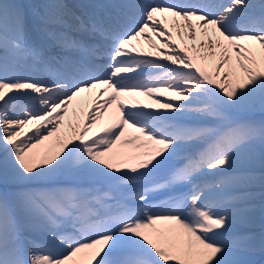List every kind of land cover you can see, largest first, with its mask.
<instances>
[{
    "label": "snow or ice",
    "instance_id": "obj_1",
    "mask_svg": "<svg viewBox=\"0 0 264 264\" xmlns=\"http://www.w3.org/2000/svg\"><path fill=\"white\" fill-rule=\"evenodd\" d=\"M109 7L85 21L59 0L31 16L0 0V264H244L257 237L230 234V205L250 210L243 189L257 177L245 166L264 168V120L248 115L264 112V2ZM144 69L157 74L139 79ZM93 92L65 129L72 102ZM54 136V150L34 151ZM182 150V164L156 175Z\"/></svg>",
    "mask_w": 264,
    "mask_h": 264
},
{
    "label": "bare ground",
    "instance_id": "obj_2",
    "mask_svg": "<svg viewBox=\"0 0 264 264\" xmlns=\"http://www.w3.org/2000/svg\"><path fill=\"white\" fill-rule=\"evenodd\" d=\"M44 1H46V0H11V2H12L11 4L19 3V4L25 5L26 10L29 12V16H31L32 6L33 5H44V4H46V3H44ZM7 2H9V1L5 0V3H7ZM116 2H117V0H64V4L68 6L69 10L75 16H78L82 20H85V21H87L89 15H103L104 13L111 11V8L109 6L111 4L116 3ZM212 2L219 3V2H222V0H212ZM254 2L256 4H260V3L264 2V0H254ZM169 30H171V29H169ZM69 32L71 35H74L78 38V35L74 34L75 32H72L71 29H69ZM153 41L156 42L157 44H159V41L154 40V39H153ZM85 42H87V41H85ZM133 44L136 47L143 49V51H152L148 42L142 38L139 39L138 41H133ZM50 52H51V54L53 52L54 55L60 54L59 49L56 48L55 46H52L50 48ZM134 55H135V53H134ZM148 58L158 60L157 57H148ZM158 62L168 63L169 67H173V65H171L169 62H164V61H159V60H158ZM138 73H139L138 78L144 79L146 76L156 75L157 71L156 70H150V69H144L143 72H140L138 70ZM129 75H136V74H129ZM94 99H95V93L94 92L91 94L84 93L72 102V104L69 106V111H68L67 115L65 116V119L63 122L65 125V129L70 122H75L78 118L79 119L84 118V116L86 115V110L92 105ZM101 99H103V97H101ZM135 99L140 101L141 105L144 103H152V100H150L148 97H145V96L136 97ZM160 99L163 101L164 99H166V97H160ZM22 103H28V102H22ZM29 106H31L33 108V110H35V108L37 107L35 105H29ZM17 110H19V109H17ZM145 111H150V112L156 114L158 112H167L168 110L153 108V109H147ZM259 114L263 115L264 112H262L259 109V107H257L254 110V112L250 113V117L253 118L254 115L258 116ZM173 122L191 123V122H193V117L189 116V115H178V116L173 118ZM107 123H109V114L105 113V115L102 117V119L100 121V125L103 126ZM62 130H64V129H62ZM24 131L27 135H32L34 133L35 129L32 128V130L29 131V129L26 127ZM21 138H23V137H21ZM55 141H56V137L54 136V137L50 138L49 140L45 141L43 144L39 145L37 147V149H35L34 151L39 152V153H44V152L48 151L49 149L54 150ZM181 152L183 154L180 153L181 155L174 156V157L179 156L177 159L182 158L181 159L182 161H180L179 164L183 163V155L185 154L183 150ZM261 174H264V171H261L259 173V176ZM61 177H59V180L61 179ZM60 182L64 183L62 180H60ZM256 182H258V184H260V186H258V187L257 186L246 187L245 189H243V191H246V192L251 194V198L247 202V207H249V209H250L249 211L244 212V213H241L238 211V209L246 206L243 204L236 203V204L230 205V207L233 209V223H232L231 228L229 230V232L231 234H237V233H240L241 231H248V232H250L251 230L255 231V230H259L260 227H261L262 233H264V221L262 223L259 221L261 216L264 220V211L262 210L263 203H264L263 202L264 201V183H262L261 181L259 182V177H258V180H256ZM72 185L77 186L75 184H72ZM161 210H163V207L155 208V211H161ZM243 224H246V225H243ZM252 233H255V232H250L247 234H252ZM50 247L55 251H61L62 250L56 244H50ZM247 256L248 255H243L242 253H240L239 259L249 260V262H251V264H257L260 259H264V255L258 257L257 260H256V257H253V256L247 257Z\"/></svg>",
    "mask_w": 264,
    "mask_h": 264
},
{
    "label": "rangeland",
    "instance_id": "obj_3",
    "mask_svg": "<svg viewBox=\"0 0 264 264\" xmlns=\"http://www.w3.org/2000/svg\"><path fill=\"white\" fill-rule=\"evenodd\" d=\"M52 2H56V0H50V3ZM59 2L63 3L62 0H59ZM171 31V30H170ZM154 40H157L156 37H152ZM173 39L174 41L176 42V44L179 46L180 45V39L178 37H176L175 35V32H173ZM158 41V40H157ZM2 55V53H0ZM163 63V62H162ZM37 106V105H35ZM250 115V114H248ZM252 115V114H251ZM186 123V122H184ZM180 155V154H179ZM179 157V156H178ZM178 157H171V158H168L167 160H163L161 162V165L159 166V168L157 169V172H156V175L158 176H163L164 174H166L172 167H175L176 165V161L175 159H177ZM179 160V159H178ZM245 167H247V169H250V170H253L255 172H253L257 179L258 180V177H259V173L261 171H264V168H261L260 165L258 163H254V164H251V165H246ZM64 183H67V184H75L74 181L68 179L67 177L65 176H62L61 179ZM256 180L251 183L248 187H253V186H260V184H258V182H256ZM260 182V180H259ZM31 186V185H29ZM215 195V194H213ZM163 202H164V198L163 197H157L156 199H153L152 200V203L153 204H160V205H163ZM264 202V201H263ZM155 210V209H154ZM262 210L264 211V203H263V207H262ZM259 221L262 223L264 220L261 216V218L259 219ZM243 225H246V224H243ZM242 227V226H241ZM250 232H255V233H252V234H255V236L257 237V246H256V250L253 251V252H248V253H242L243 255H248L247 257L249 256H253V257H256V260L258 257L260 256H263L264 254V248L261 247V244L260 242L262 240H264V233H262V230H261V227L259 228V230H251ZM241 233V232H240ZM243 234L244 233H249L248 231L246 232H242ZM231 234V233H230ZM241 234V235H243ZM231 235H240L239 233L238 234H231ZM45 243L47 244V241H45ZM242 261H244V264H251V262H249V260H246V259H243ZM263 262H259L258 264H262Z\"/></svg>",
    "mask_w": 264,
    "mask_h": 264
}]
</instances>
